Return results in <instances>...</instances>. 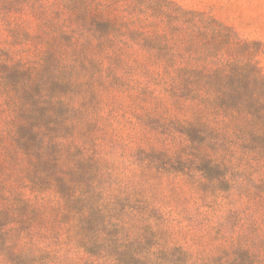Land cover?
<instances>
[{
	"label": "trees",
	"instance_id": "1",
	"mask_svg": "<svg viewBox=\"0 0 264 264\" xmlns=\"http://www.w3.org/2000/svg\"><path fill=\"white\" fill-rule=\"evenodd\" d=\"M255 44L171 0H0L4 215L23 220L29 208L48 207L26 189L36 198L53 192L59 222L72 227L81 249L109 264H214L139 256L159 232L140 191L119 181L103 198L102 190L78 182L112 176L110 161L95 149L94 117L79 101L95 96L105 68L158 70L169 82L166 102L175 106L174 140L203 145L213 162L264 164V72ZM68 124L75 128L69 149L78 156H66V137L58 133ZM77 185L81 192L72 190Z\"/></svg>",
	"mask_w": 264,
	"mask_h": 264
},
{
	"label": "rangeland",
	"instance_id": "2",
	"mask_svg": "<svg viewBox=\"0 0 264 264\" xmlns=\"http://www.w3.org/2000/svg\"><path fill=\"white\" fill-rule=\"evenodd\" d=\"M171 1L204 11L256 42L264 72V0ZM97 74L103 80L94 83L95 96L79 104L94 117L95 149L110 161L112 176L94 184L84 175L78 182L102 190L103 198L119 181L140 191L159 232L139 256L158 262L189 256L214 264H264V164L213 162L203 145L174 140L175 106L166 102L169 82L158 70L121 65ZM74 129L68 124L58 131L66 137V156H78L73 146L69 149ZM26 195L48 207L29 208L22 220L4 215L0 203V264H109L81 249L72 227L59 222L55 193L36 198L26 189ZM32 228L42 231L33 236Z\"/></svg>",
	"mask_w": 264,
	"mask_h": 264
}]
</instances>
